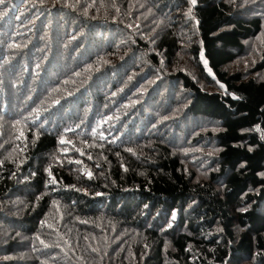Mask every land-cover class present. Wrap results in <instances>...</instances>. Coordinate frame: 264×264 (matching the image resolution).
<instances>
[{
	"label": "trees",
	"instance_id": "obj_1",
	"mask_svg": "<svg viewBox=\"0 0 264 264\" xmlns=\"http://www.w3.org/2000/svg\"><path fill=\"white\" fill-rule=\"evenodd\" d=\"M0 11V264H264V0Z\"/></svg>",
	"mask_w": 264,
	"mask_h": 264
},
{
	"label": "snow or ice",
	"instance_id": "obj_2",
	"mask_svg": "<svg viewBox=\"0 0 264 264\" xmlns=\"http://www.w3.org/2000/svg\"><path fill=\"white\" fill-rule=\"evenodd\" d=\"M192 3H195V0H192ZM3 4H5V0H0V5H3ZM5 15H7L6 12L0 11V18H2ZM89 175H91V173H89Z\"/></svg>",
	"mask_w": 264,
	"mask_h": 264
}]
</instances>
